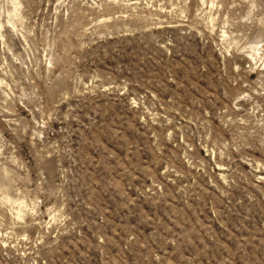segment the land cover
<instances>
[{
  "label": "rangeland",
  "instance_id": "374dc122",
  "mask_svg": "<svg viewBox=\"0 0 264 264\" xmlns=\"http://www.w3.org/2000/svg\"><path fill=\"white\" fill-rule=\"evenodd\" d=\"M0 264H264V0H0Z\"/></svg>",
  "mask_w": 264,
  "mask_h": 264
}]
</instances>
